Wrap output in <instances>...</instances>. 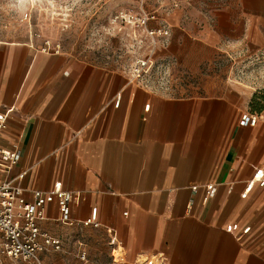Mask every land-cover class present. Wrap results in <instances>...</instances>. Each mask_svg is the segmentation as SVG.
<instances>
[{"label":"crops","instance_id":"1","mask_svg":"<svg viewBox=\"0 0 264 264\" xmlns=\"http://www.w3.org/2000/svg\"><path fill=\"white\" fill-rule=\"evenodd\" d=\"M155 11L169 30L156 51L169 65L167 89L57 50L0 44V143L20 154L11 175L25 172V190L59 183L71 196V223L57 220L54 203L44 208L40 229L60 249L40 252L43 264L157 255L167 264H264V186L241 196L264 158V122L241 125L240 96L212 71L232 47L264 46V0ZM206 183L215 191L203 201L190 186ZM92 207L97 225L82 224ZM232 223L238 229L226 230Z\"/></svg>","mask_w":264,"mask_h":264},{"label":"rangeland","instance_id":"2","mask_svg":"<svg viewBox=\"0 0 264 264\" xmlns=\"http://www.w3.org/2000/svg\"><path fill=\"white\" fill-rule=\"evenodd\" d=\"M142 1L150 11L159 6L164 11L174 1L186 4L191 0ZM194 1L200 4L201 0ZM139 2L0 0V44L24 42L34 49L57 50L125 74L133 59L147 51L149 43L141 31L115 21L114 15L136 9ZM212 71L227 90L240 96L243 109L255 111L264 122V46L232 47L218 58Z\"/></svg>","mask_w":264,"mask_h":264},{"label":"built area","instance_id":"3","mask_svg":"<svg viewBox=\"0 0 264 264\" xmlns=\"http://www.w3.org/2000/svg\"><path fill=\"white\" fill-rule=\"evenodd\" d=\"M178 5L179 2L174 1L170 7ZM114 20L138 29L149 43L147 51L135 57L129 65L128 79L139 81L145 87L156 86L167 89L166 86L170 81L169 65L167 61L156 57V51L161 44H165L169 30L160 21L156 11L146 9L143 1L140 0L136 9L118 11L114 15ZM151 22H154L155 26H152ZM139 41H142L141 38ZM118 102L117 96L113 102L114 106H117ZM257 121L258 114L250 110L241 112L239 116L241 125L253 126ZM5 127L6 113L0 112V135ZM19 158L20 154L16 148H7L0 143V264H43L40 252L60 249V241L57 237L42 231L39 221L45 218V206L54 203L58 210L57 220L62 223H71L70 191L63 189L59 183H55L51 189L25 190L17 183L25 172L19 171L11 175V170ZM262 166H264V158L245 182L241 196H245L254 184L264 186ZM199 188L203 190V201L213 196L215 191L213 183L190 186L193 193ZM95 214L96 208L92 207L89 217L83 220L82 224L96 226ZM248 228V226L243 227L238 234L246 233ZM237 229L236 223L226 226L228 231ZM80 258H84L83 253L80 254ZM141 264L167 263L162 255H157L145 258Z\"/></svg>","mask_w":264,"mask_h":264},{"label":"trees","instance_id":"4","mask_svg":"<svg viewBox=\"0 0 264 264\" xmlns=\"http://www.w3.org/2000/svg\"><path fill=\"white\" fill-rule=\"evenodd\" d=\"M250 111L255 112V111H253V110H250ZM255 113H256V112H255Z\"/></svg>","mask_w":264,"mask_h":264}]
</instances>
